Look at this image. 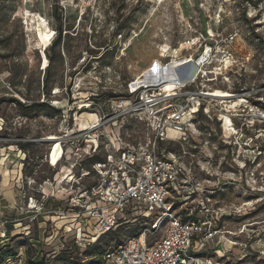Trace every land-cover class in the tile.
Returning <instances> with one entry per match:
<instances>
[{
  "label": "rangeland",
  "instance_id": "1",
  "mask_svg": "<svg viewBox=\"0 0 264 264\" xmlns=\"http://www.w3.org/2000/svg\"><path fill=\"white\" fill-rule=\"evenodd\" d=\"M67 1L68 9L61 13L49 8V0H0V163L17 175L10 183L16 180L11 186L15 204L5 198L0 177V264H67L59 257L94 264L106 248L140 232L143 218L116 228L89 252L74 249L73 233L65 234L63 226L73 219L58 211L75 203L66 181L90 163L74 166L71 157L51 167L58 165L60 145L48 163L55 142L50 137H72L86 129L100 116V106L108 112L110 101L127 98L132 82L164 85L169 79L165 67L174 59L195 63L208 44L214 50L213 64L203 69L208 78L200 76L190 88L229 92L232 101L222 105L229 115L243 109V99L264 107V0ZM20 10L30 11L29 25L16 17ZM58 27L63 40L51 49ZM192 65L177 69L187 74ZM12 99L48 107L22 108ZM91 103L92 109L84 108ZM217 116L192 118L188 141L173 142L169 150L183 156L200 189L214 192L209 207L225 213L218 226L241 245L226 249L223 264H264V123L245 126L244 119L235 120L236 134ZM132 123L129 117L119 120L115 130L134 128ZM142 126L136 125L140 138ZM175 133L169 129L168 138L180 139ZM91 181L85 179L83 185ZM204 196L197 195L191 204L202 206ZM130 214L133 219L140 212ZM82 217L87 223V215ZM6 252L15 256L1 260Z\"/></svg>",
  "mask_w": 264,
  "mask_h": 264
},
{
  "label": "built area",
  "instance_id": "2",
  "mask_svg": "<svg viewBox=\"0 0 264 264\" xmlns=\"http://www.w3.org/2000/svg\"><path fill=\"white\" fill-rule=\"evenodd\" d=\"M48 5L61 13L68 9L67 0H49ZM213 57L212 46L205 44L202 55L192 62L198 73L189 78L193 75L192 68L187 74L176 69L180 83L171 93L162 90L163 84L132 82L127 98L110 101L108 112L100 106V116L88 128L72 137L48 140L55 141L48 156L49 164L56 145L62 150L58 165L51 167L56 168L71 157L74 166L90 163L77 178L73 176L66 181L74 190L71 201L75 203L58 211L66 216L64 219H73L63 225L65 234L73 233V247L85 249L124 224L146 220L137 235L106 248L94 264H223L216 261L220 252L211 243L226 241L231 247L241 246L228 240L230 233L218 226L225 213L209 207L214 192L200 189L199 183L188 175L183 156L169 150L173 142L188 141L190 121L201 113L209 118L218 113L219 121L232 133L237 132L235 120L244 119L245 126L252 121L264 123V107L253 106L243 99V109L229 115L220 98L190 88L200 76L208 78L203 69L213 64ZM93 104L84 108L90 110ZM247 111H251L249 119ZM128 117L134 128L117 132L116 124ZM139 124L143 125L141 138L140 128L136 129ZM169 129L181 134L180 139H169ZM85 179L92 180L88 187L83 185ZM202 194L205 202L194 207L190 201ZM186 197L188 200L181 201ZM137 210L140 215L130 219V213ZM84 215L88 217L87 223Z\"/></svg>",
  "mask_w": 264,
  "mask_h": 264
},
{
  "label": "bare ground",
  "instance_id": "3",
  "mask_svg": "<svg viewBox=\"0 0 264 264\" xmlns=\"http://www.w3.org/2000/svg\"><path fill=\"white\" fill-rule=\"evenodd\" d=\"M162 1H165V0H162ZM16 17L23 18V19L26 20L25 23H27L28 25L30 24V11L29 10H26L25 14H23V12L21 10L17 11L16 12ZM192 62H193L192 58H186V60H184V61H182L180 63H179V59H174L171 62V65L165 67V72L167 73V76L169 77L168 81L162 86V90L165 93H171L172 91H174L176 89V87H177L176 84L180 83V79H179V77L177 75V72H176L177 67L178 66L179 67H183V66H186V65H191ZM191 72L193 73V75L191 77H189V78H192L193 76H195V74L198 73V70H195V68L193 67ZM208 95H210L212 97H218L223 102H231L232 101V97H233V95H231L229 92H227V91H219V90H215L214 92H211ZM229 122H230V120H229ZM190 124H191V126H193L192 123H190ZM86 128H88V126ZM174 135H178V134L175 133ZM51 139H56V138L53 137ZM12 185H10V186H12Z\"/></svg>",
  "mask_w": 264,
  "mask_h": 264
},
{
  "label": "crops",
  "instance_id": "4",
  "mask_svg": "<svg viewBox=\"0 0 264 264\" xmlns=\"http://www.w3.org/2000/svg\"><path fill=\"white\" fill-rule=\"evenodd\" d=\"M1 92H4L2 90V87H0V93ZM15 174L16 173H14V171L6 170V168H4V166L0 163V177L2 176V181H1L2 191H4L3 194H4L5 198L7 200H9V202L12 204H15L17 202L16 190L13 189L14 187L12 188L10 186V185H12V184H10L11 179L17 178V175H15ZM17 183H19V181H17ZM14 185L16 186V180H15ZM0 195H1V193H0ZM0 206H1V199H0ZM229 246H231V245L226 241H223L221 243H219L217 241H213V243H211V247H213V249H218L220 252L219 256L216 257V261H218V263H223L222 261L224 259L228 258V256H226V255H227V252L229 250L227 251L226 249H228ZM210 253H212V250L210 251Z\"/></svg>",
  "mask_w": 264,
  "mask_h": 264
},
{
  "label": "trees",
  "instance_id": "5",
  "mask_svg": "<svg viewBox=\"0 0 264 264\" xmlns=\"http://www.w3.org/2000/svg\"><path fill=\"white\" fill-rule=\"evenodd\" d=\"M57 11V10H56ZM55 11V13L54 14H57V12ZM62 34H63V31H62V28L61 27H58L57 28V37H56V39H54V41H53V43L51 44V46H50V48L52 49V48H54V47H57V46H59V45H61V43H62V40H63V36H62ZM50 65L51 64H47V66H46V70H45V76H44V81H43V83H44V87L47 85V83H48V79H47V77H48V74H49V72H50ZM12 102L13 103H15V104H19L20 105V107H22V108H29V109H39V108H41V107H48L45 103H32L30 106H27V105H25V104H23V103H21L20 101H18L17 99H12ZM108 235V234H107ZM106 236V235H105ZM104 236V237H105ZM103 238V237H102ZM101 240V239H100ZM100 240H98L95 244H93V245H90V246H88L87 248H85V249H82V248H78V247H73L74 249H76L77 251H79V252H82L83 254L84 253H86V252H89V250H91V248L92 247H94L96 244H98V242L100 241ZM67 251V250H66ZM65 251V252H66ZM64 252V251H63ZM59 254H62V253H59ZM13 256H15V254L14 253H4V255L1 257L2 259L1 260H3V259H5V258H13ZM61 256V255H60ZM59 259L60 260H62L63 259V261L65 260V261H67V264H75V262H74V260H67L66 258L64 259V258H60L59 257ZM84 260V259H83ZM83 260H81V262H83ZM28 264H45L42 260L40 261V262H38V263H36V262H29Z\"/></svg>",
  "mask_w": 264,
  "mask_h": 264
},
{
  "label": "water",
  "instance_id": "6",
  "mask_svg": "<svg viewBox=\"0 0 264 264\" xmlns=\"http://www.w3.org/2000/svg\"><path fill=\"white\" fill-rule=\"evenodd\" d=\"M178 70V69H177Z\"/></svg>",
  "mask_w": 264,
  "mask_h": 264
}]
</instances>
